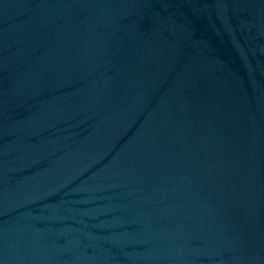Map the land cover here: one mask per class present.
<instances>
[{
	"label": "water",
	"instance_id": "water-1",
	"mask_svg": "<svg viewBox=\"0 0 264 264\" xmlns=\"http://www.w3.org/2000/svg\"><path fill=\"white\" fill-rule=\"evenodd\" d=\"M0 264H264V0H0Z\"/></svg>",
	"mask_w": 264,
	"mask_h": 264
}]
</instances>
